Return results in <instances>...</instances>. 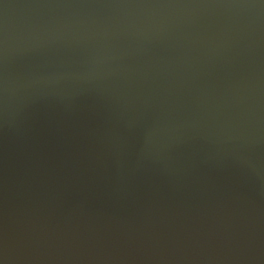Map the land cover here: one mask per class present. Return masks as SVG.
I'll return each instance as SVG.
<instances>
[{
  "label": "water",
  "instance_id": "obj_1",
  "mask_svg": "<svg viewBox=\"0 0 264 264\" xmlns=\"http://www.w3.org/2000/svg\"><path fill=\"white\" fill-rule=\"evenodd\" d=\"M0 264H264V0H0Z\"/></svg>",
  "mask_w": 264,
  "mask_h": 264
}]
</instances>
